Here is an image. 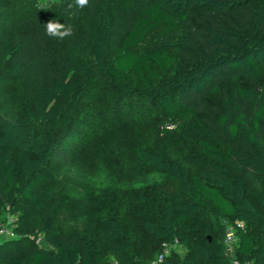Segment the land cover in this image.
Instances as JSON below:
<instances>
[{
    "label": "trees",
    "instance_id": "trees-1",
    "mask_svg": "<svg viewBox=\"0 0 264 264\" xmlns=\"http://www.w3.org/2000/svg\"><path fill=\"white\" fill-rule=\"evenodd\" d=\"M123 1L90 0L62 57L36 11L0 19V81L22 99L0 109V217L17 234L0 264H145L175 239L190 252L166 264H230L225 221L244 223L237 256L264 264V0L132 6L114 50ZM55 161L163 185L98 195L85 205L104 219L72 230Z\"/></svg>",
    "mask_w": 264,
    "mask_h": 264
},
{
    "label": "rangeland",
    "instance_id": "rangeland-1",
    "mask_svg": "<svg viewBox=\"0 0 264 264\" xmlns=\"http://www.w3.org/2000/svg\"><path fill=\"white\" fill-rule=\"evenodd\" d=\"M153 0H124L119 7V16L118 18L113 19V24L116 28V35L113 43V49H117L119 42L126 33V27L130 14L132 12V6L136 8H141L149 5ZM261 1V0H255ZM68 0H63V3H67ZM38 0H0V19L7 16V18H13L16 15H22L25 10H32L37 12V17L43 20L45 23L49 19L58 20L61 23H68L72 18L77 19L78 23L76 24L79 27H86L93 21V16L90 14L87 8L80 11L79 13L69 14L62 6L53 5L50 8L37 7ZM2 7L8 8L14 13H6L3 11ZM5 19V18H4ZM67 40L56 41L53 46L52 52L58 57H62V53L67 51ZM1 71L3 73H8L9 67L8 64L3 62L0 65ZM5 78V76H2ZM0 81V109L5 107L13 108L18 105L19 98L13 94L14 84L10 80ZM103 84L105 83L102 82ZM107 83V82H106ZM106 85V84H105ZM51 174L53 179L59 180L63 184V187L60 189V195L63 197L66 207V220L67 227L72 230L85 229V227H92L98 222L102 221L105 217V214L98 213L93 210L88 209L85 203L90 201V199L95 198L98 195H110L117 188L128 189L134 188L137 190H150L158 189L163 185V177L156 171H147V175L137 179L134 182H125L118 183L116 179L104 168L98 169L96 173H92L91 170L84 171L82 169L75 168L64 161H55L50 165ZM188 170L194 171V168L188 167ZM127 218V217H126ZM0 221L5 223L10 222L13 225L15 217L9 213V208L3 210ZM35 222H38V219L34 217ZM128 219V218H127ZM215 231L219 229V223L212 218ZM14 229V227H13ZM17 237V234L14 232V235L2 239V241L12 240ZM264 237V229H263ZM41 242L38 245L45 246L44 235H40ZM174 250V251H173ZM171 252L172 254L177 255L179 260H183L189 254V249L186 247H173ZM264 261V260H263ZM170 264H174L172 261Z\"/></svg>",
    "mask_w": 264,
    "mask_h": 264
},
{
    "label": "built area",
    "instance_id": "built-area-1",
    "mask_svg": "<svg viewBox=\"0 0 264 264\" xmlns=\"http://www.w3.org/2000/svg\"><path fill=\"white\" fill-rule=\"evenodd\" d=\"M13 223V221H12ZM225 224V234H224V249L225 256L230 262V264H254L252 261H242L237 256V244L238 237L236 234V227L243 228L244 223L237 221L235 225L229 224L226 221ZM14 224H10V222L5 223L3 220L0 221V241L2 239H6L7 237L14 235ZM41 238L39 237L36 240L37 244H40ZM179 246V241L175 239L173 243L163 242L161 252L150 262L145 264H166L167 256L171 253L173 247ZM110 264H119L116 260H112Z\"/></svg>",
    "mask_w": 264,
    "mask_h": 264
},
{
    "label": "clouds",
    "instance_id": "clouds-1",
    "mask_svg": "<svg viewBox=\"0 0 264 264\" xmlns=\"http://www.w3.org/2000/svg\"><path fill=\"white\" fill-rule=\"evenodd\" d=\"M90 0H68L63 3V0H38L37 7L50 8L53 5L62 6L69 14L79 13L89 6ZM45 25V34L56 39L57 41H64L73 35L71 24L61 23L55 19H49Z\"/></svg>",
    "mask_w": 264,
    "mask_h": 264
}]
</instances>
